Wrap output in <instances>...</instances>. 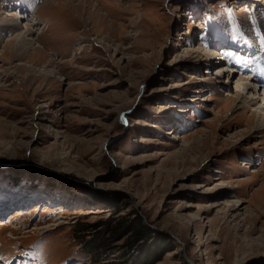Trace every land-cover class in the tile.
Wrapping results in <instances>:
<instances>
[{
	"label": "rangeland",
	"instance_id": "obj_1",
	"mask_svg": "<svg viewBox=\"0 0 264 264\" xmlns=\"http://www.w3.org/2000/svg\"><path fill=\"white\" fill-rule=\"evenodd\" d=\"M261 75L264 0H0V260L264 264Z\"/></svg>",
	"mask_w": 264,
	"mask_h": 264
},
{
	"label": "bare ground",
	"instance_id": "obj_2",
	"mask_svg": "<svg viewBox=\"0 0 264 264\" xmlns=\"http://www.w3.org/2000/svg\"><path fill=\"white\" fill-rule=\"evenodd\" d=\"M47 1V0H46ZM20 3V2H19ZM22 3V2H21ZM55 3V2H54ZM5 6V5H4ZM16 13V14H15ZM7 15H9V20H11L12 24L10 25H13V26H16V23L17 22H20L19 24H21V27L18 28V33H16V35H14L15 37V40H16V44L20 50V52H25L26 50L28 49H33V52H36V48L38 46H41V43H40V39L38 38V35L37 33H34L33 29L31 28L32 27V24L33 23H30L29 21H25L26 17L23 14H21L20 12H14V10H11V11H8L6 13ZM12 14H15L16 17H14ZM13 16V17H12ZM19 17H24V18H19ZM22 20V21H21ZM35 21V20H34ZM14 28V27H13ZM9 29V28H8ZM243 43H246L244 40L242 41ZM42 47V46H41ZM250 47V46H249ZM251 50V47L249 48ZM247 51V50H246ZM251 51H254V50H251ZM215 55H213L212 57H214ZM216 56H219V59L221 58V56L217 53ZM211 57V56H210ZM232 59L235 60V57L232 56ZM51 61V60H49ZM255 61V59H254ZM253 59L252 58H247V62L246 63V66H254L255 70L254 72H250L249 74H255L256 72V69L259 67V65H257L256 63H254ZM245 64V63H244ZM249 69H246V71H248ZM232 73L235 72L234 70H230ZM226 72H228V70H226ZM242 73L241 72V76H242ZM256 75V74H255ZM262 76V75H261ZM257 77V76H256ZM245 78H248L247 76L246 77H242L241 79H245ZM253 78V77H252ZM259 79V77H257ZM240 79V78H239ZM246 80V79H245ZM259 81H263L262 83L260 82V85L258 87V84L256 83L257 86H249V88L251 89L252 88H259L263 93H262V97H263V104H264V77L262 76ZM238 82V81H237ZM239 83H237L238 85ZM258 89V90H259ZM241 98V94L238 92V93H235V100H234V104H233V107H241L239 103H237L236 101L238 99ZM244 103H245V100H243ZM243 104V103H242ZM261 120V121H260ZM258 121H260V124L259 126H263L264 128V115H259V118H258ZM3 253V251H2ZM7 253V252H5ZM28 261V264H31L32 262L29 261V260H26ZM31 262V263H30ZM3 264V263H2ZM33 264V263H32Z\"/></svg>",
	"mask_w": 264,
	"mask_h": 264
},
{
	"label": "trees",
	"instance_id": "obj_3",
	"mask_svg": "<svg viewBox=\"0 0 264 264\" xmlns=\"http://www.w3.org/2000/svg\"><path fill=\"white\" fill-rule=\"evenodd\" d=\"M132 228H133V227H132ZM118 229H119V228H118ZM118 229H113V228H112V231H118ZM119 230H120V229H119ZM131 230H132V229H131ZM133 230H134V229H133ZM133 230H132V231H133Z\"/></svg>",
	"mask_w": 264,
	"mask_h": 264
}]
</instances>
